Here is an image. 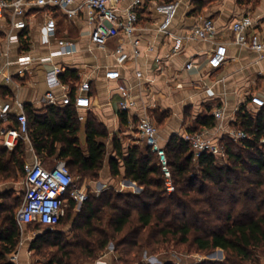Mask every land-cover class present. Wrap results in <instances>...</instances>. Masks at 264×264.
Segmentation results:
<instances>
[{"label":"trees","instance_id":"obj_1","mask_svg":"<svg viewBox=\"0 0 264 264\" xmlns=\"http://www.w3.org/2000/svg\"><path fill=\"white\" fill-rule=\"evenodd\" d=\"M65 75L76 77L74 70L66 69L60 74L62 82ZM24 111L27 138L37 157L44 163L65 160L75 181L73 172L98 177L108 133L93 116L86 119L83 148L81 124L72 104H45L40 111L25 105ZM119 117L126 123L124 112ZM8 122L16 126L11 116ZM198 122L212 127L214 118L208 115ZM2 124L0 120V127ZM234 128L249 138L233 141L223 135L219 143L225 149V160L207 152L195 158L188 141L177 135L169 138L163 149L174 184L171 193L166 191L159 157L150 146L132 143L124 147L113 136L108 157L111 175H121L122 167V177L135 181L142 190L134 193L108 188L98 196L88 194L79 210L69 201L53 229L27 225L39 231L29 249L37 253L50 249L45 264H80V260L93 261L112 242L117 254L113 264H148L139 256L142 251L153 254L174 243L199 252L223 251L224 260L214 264H256L257 251L264 249V147L259 146L264 136V110L252 116L241 108ZM198 131L194 128L190 133ZM25 152L24 139H18L12 150L0 145V181H15L18 174L24 177ZM121 187L138 190L131 181ZM16 205L15 201L0 203V264H14L7 255L19 242V226L12 213ZM70 212L71 239L63 229L68 223L63 220Z\"/></svg>","mask_w":264,"mask_h":264},{"label":"crops","instance_id":"obj_2","mask_svg":"<svg viewBox=\"0 0 264 264\" xmlns=\"http://www.w3.org/2000/svg\"><path fill=\"white\" fill-rule=\"evenodd\" d=\"M161 1L173 0H145V4L139 9L137 34L140 37L141 54L136 62L129 59L122 66L115 62L113 49L122 41L125 49L130 52L129 39L120 34L108 39L104 47L96 46L90 40V27L81 12L69 19L57 9L31 6L27 10V27L23 32L25 36L19 43L11 45L5 41L1 31L3 26L0 24V108L5 102H13L17 98L24 105L40 111L47 104L44 100V94L48 90L46 71L53 64H60L62 73L66 69L74 70L76 77L65 75V82L60 78L61 85L52 88L56 96L60 97L66 90L71 96H75L79 83L89 81L90 106L77 110V114L80 112L84 115L80 120L79 132L83 148L86 119L90 115L105 128L107 140L116 136L124 147L139 143L132 130L136 129L140 117L148 116L158 129L159 144L163 147L172 135L183 137L194 128L206 130L220 139L226 130L234 127L237 112L241 108L252 116L260 109L264 110V51L259 53L235 44L229 31L234 19L248 14L254 22L253 31L264 42V0H177L178 8L169 26L173 37L158 31L161 17L154 10V5ZM130 2L131 0H123L120 10L123 11ZM45 14H52L57 21L54 36H46ZM120 14L122 15L121 12ZM198 15L213 20L215 38L177 41L175 36L184 35L196 23ZM59 38L73 42L76 50L72 54L43 59L58 48ZM217 42L226 45L227 59L219 68H211L208 56ZM173 48H177V52H173ZM6 51L7 54L4 55ZM22 53L29 54L32 59L26 65L24 73L18 75L16 71L19 65L16 59ZM6 61H10L9 66H6ZM188 61L194 63L189 69L186 68ZM135 71L141 72V78H136ZM7 72L11 75V80L6 79ZM121 83L128 86L135 102L126 111L118 107L120 93L117 87ZM216 110L222 111L220 118L214 116ZM17 111L12 104L9 116L15 119ZM120 112L126 114L124 124L120 121ZM208 115L213 116L214 125L202 127L198 120ZM10 123L13 124V119ZM10 123L5 125L13 126ZM24 141L26 161H32L35 153L28 138ZM142 144L146 145L144 140ZM108 152L107 163L103 164V170L99 173L98 184L102 181L101 185L118 187L120 191L140 192L141 186L122 177V167L121 175H111L108 157L112 154V145ZM56 160L59 159L50 160L47 164ZM125 181H131L138 190L122 188L121 184ZM20 183L24 184V179ZM18 185L19 183L0 185V193L3 189H15ZM19 245L16 253L10 255L8 260L14 264H31L28 259L30 249ZM112 247H106L94 264H110L115 255Z\"/></svg>","mask_w":264,"mask_h":264},{"label":"built area","instance_id":"obj_3","mask_svg":"<svg viewBox=\"0 0 264 264\" xmlns=\"http://www.w3.org/2000/svg\"><path fill=\"white\" fill-rule=\"evenodd\" d=\"M123 0H0V24L4 39L8 45L19 43L25 35L27 27V10L31 6L51 7L60 11L66 18H73L80 12L84 14L86 24L90 27V40L99 47H104L107 40L124 35L129 39L130 52H128L122 41L118 42L113 49V56L117 65L122 66L129 59L134 62L141 54L140 37L138 30V11L145 4V0H131L122 10L120 3ZM178 1H161L154 5V10L160 15L158 31L165 36H172L169 26L176 14ZM122 13V15L120 14ZM254 22L250 15L246 14L234 19L229 31L232 34V41L240 46L251 48L256 52L264 51V42L261 41L257 32L253 31ZM44 29L46 36H54L57 30V21L52 14H45ZM216 28L210 18L198 15L196 23L182 36H175L177 41L186 40H212L215 38ZM58 48L49 53L43 59L48 60L53 56L72 54L75 44L69 40L59 38ZM177 52V48H173ZM1 53V52H0ZM7 51L4 52V55ZM31 56L27 53L18 55L16 63L19 65L16 73L22 75L26 65L31 62ZM227 59V48L224 43L217 42L210 51L208 64L211 68H219ZM158 60V59H156ZM9 66L10 61L5 62ZM194 65L192 61L186 63V68ZM63 68L60 64H53L46 71V83L48 90L44 94L47 104L68 105L72 104L76 110L86 109L90 106L89 81L83 80L78 85V93L71 96L66 90L60 97L56 96L52 88L61 85L59 75ZM136 78H141L140 71H135ZM6 79L11 80V75L7 72ZM120 93L118 107L122 111L129 110L134 106V99L128 86L121 83L117 87ZM17 108L15 114L16 126H6L8 122L11 105ZM24 103L19 99L13 102L7 101L0 108V120L3 122L0 127V145L7 149H13L18 139H27L28 124L24 111ZM214 116L220 118L221 110H216ZM84 115L78 113V119L82 120ZM137 135L155 151L159 157L161 168L164 174L165 188L168 193L173 192L174 184L171 173L167 165V159L163 147L159 144L158 129L155 123L148 117H140L137 125ZM225 136L233 141L248 139L249 136L241 129L230 128L225 131ZM188 141L194 157L207 152L213 154L219 160L226 159L224 147L219 143V139L208 131H199L185 134L182 137ZM259 146L264 147V136L259 139ZM24 169L25 192L23 201L16 210L14 218L18 226L22 229L29 224H40L46 228L53 229L64 215V210L69 201H73L74 210H79L82 202L87 198L86 188L77 184L72 177L69 168L63 159L56 160L52 164L44 163L36 155L32 161H26Z\"/></svg>","mask_w":264,"mask_h":264},{"label":"rangeland","instance_id":"obj_4","mask_svg":"<svg viewBox=\"0 0 264 264\" xmlns=\"http://www.w3.org/2000/svg\"><path fill=\"white\" fill-rule=\"evenodd\" d=\"M136 131V132H135ZM132 132L137 136L134 138H138V141L140 144H142L143 140L139 138V135H137V129L133 128ZM111 146L110 139L106 141V155L104 159V163H107V156H108V150ZM24 159L26 161V155L24 156ZM104 167V166H103ZM103 167L101 170H103ZM99 171V173L101 172ZM74 175H76V182L77 184L83 186L86 188L87 196L88 194H93L95 196H98L103 190L108 189V188H114L116 191H120L118 187H112V186H107L106 185H101L103 182L101 181V184L98 182L100 181V174L98 175L97 178L91 177L90 173H85L83 175H80L78 172H73ZM11 180V179H10ZM23 180V175L17 176V179L15 181H9L3 180L0 181V185L7 184V183H19V185L15 189H8L4 190L0 193V203L7 204L16 202L17 205L12 208V213L15 214L16 210L20 206V204L23 201V196L25 192V184H21L20 182ZM7 214V213H5ZM71 212L69 215V218H66L63 220L67 221L65 226L63 227L64 230H66L68 234V238L71 239L73 235V230L70 225V220H71ZM38 229L33 228V227H25L21 228L19 227V242L18 245L19 247H24L29 248L31 241L34 239V236L36 233H38ZM18 245L16 249L18 248ZM112 245V242L108 244ZM107 246V247H108ZM113 248V247H112ZM16 249L13 253L7 255V259L11 258L10 255L16 253ZM114 251V250H113ZM50 249H45L43 248L40 253H37L34 250H30L29 253V261L31 264H45L46 258L48 257V253H50ZM103 251L98 253L97 257L93 261H86V260H80V264H94L95 261L102 255ZM114 257L111 259V263L113 264L114 261H116V256L117 254L114 252ZM141 260L145 263L148 264H164L165 262H170L171 264H199L201 262H208V264H214V262H221L225 258V254L223 251L220 250H215L211 252H199L193 250V248H189L188 246H175L174 243H168L162 246V248L156 252V253H150L148 251H142V253L139 255ZM156 257V258H153ZM257 259L256 264H264V249H260L257 251V255L255 256Z\"/></svg>","mask_w":264,"mask_h":264},{"label":"flooded vegetation","instance_id":"obj_5","mask_svg":"<svg viewBox=\"0 0 264 264\" xmlns=\"http://www.w3.org/2000/svg\"><path fill=\"white\" fill-rule=\"evenodd\" d=\"M37 236V234L35 235V237Z\"/></svg>","mask_w":264,"mask_h":264},{"label":"water","instance_id":"obj_6","mask_svg":"<svg viewBox=\"0 0 264 264\" xmlns=\"http://www.w3.org/2000/svg\"><path fill=\"white\" fill-rule=\"evenodd\" d=\"M47 229H50V228H47Z\"/></svg>","mask_w":264,"mask_h":264}]
</instances>
